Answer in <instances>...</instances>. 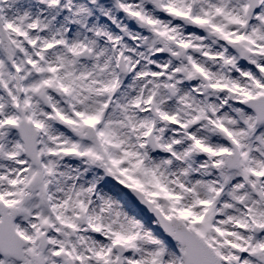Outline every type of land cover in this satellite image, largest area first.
<instances>
[{
    "label": "rangeland",
    "instance_id": "rangeland-1",
    "mask_svg": "<svg viewBox=\"0 0 264 264\" xmlns=\"http://www.w3.org/2000/svg\"><path fill=\"white\" fill-rule=\"evenodd\" d=\"M77 1L71 3L66 0H27L31 10L42 13L43 17L53 11L56 15L61 13L62 17H65V23L61 18V34L52 38L55 41H46V44L55 45L54 50H62L63 54L54 56L55 60L51 66L48 65L44 74L32 73V66L26 64L28 58L25 55H21L15 64H11L6 46L4 49L0 48L2 82L6 86L4 91L0 84V195L5 202H17L15 206H20L22 211L18 213V219L16 218L19 225L23 226L22 220L31 214H36L40 220L46 219L48 211L39 205L44 191L49 195L56 193L54 210L57 212L56 204L62 208L58 215L64 216L63 220L69 226L78 228L76 216L79 214V208L87 206L97 211V214L94 212L91 216L94 220L92 225L108 227L114 234L101 240V244L95 243L93 240L100 237L95 235L92 228L86 227L89 221L86 216L83 230L78 229L76 232L66 227L58 230L57 236H46L44 241H39L36 245L27 243L22 258H15L0 251V264H36L39 259L41 264H67L68 255L84 259L86 264H184L180 251L183 247L177 242L171 245L162 240L161 231H152L120 189L122 186H132L140 191L144 198L158 206L164 215L174 218L178 216L182 222L186 220L189 225L184 222L189 228L192 227L191 229L198 232L223 256L222 264H263L255 258H247L244 253L249 249L259 250L264 245V229L257 231L253 236L249 227L248 233L245 234L243 229L238 228V224L243 221L244 225L247 223L241 205L250 206L256 215L253 218L264 222V198L253 195L254 191L258 194L264 192V161L261 156L264 154V120L256 121L253 113L240 105L250 94L264 93V43L259 35L257 38L245 32L244 27L236 28V23L245 20L240 14V8L247 7V10L255 11L252 18L254 21H251L250 25L264 26V0H254V7L249 0L235 1V4L231 2L232 9H227L226 4L218 2L220 0L211 3L209 7L199 5L201 10H213L214 15H201L197 18L200 23L194 21V24H187L188 17L178 11L179 5H173L167 0H145L149 1L147 9L131 5L130 0ZM178 1L185 5L181 9L184 11L186 5L193 0ZM156 2L162 3L155 5ZM78 6L80 15L77 18L75 7ZM67 7H71L72 15ZM171 7L174 10H169ZM63 9L68 12L66 15ZM176 16L183 19H176ZM43 17L41 19L44 21ZM69 19L71 21L68 24ZM33 23L30 27H33ZM201 23L206 24L208 28L199 34ZM37 24L39 25L38 22L35 25ZM134 25L137 31L130 29V26ZM41 26L44 30L47 28L44 22ZM50 29L58 32L53 24ZM110 29L117 32V40L124 39L123 45L119 41V46L122 45L125 51L124 69L118 63L121 55L113 64L107 43L102 41L103 32ZM74 30L80 36L81 42L82 37L91 34L96 44L70 50ZM185 33L191 34V40H187ZM37 36L40 35L37 33ZM193 36L205 41L206 45L198 49V41L193 40ZM145 38H148V41L145 42ZM234 42L246 48L247 61L241 59L238 52L231 48ZM165 45L172 53L164 49ZM105 46L107 52L103 49ZM192 47L197 49L196 56L199 59L202 58L201 53H206L208 58L214 60L216 68L209 74L205 72L201 78L199 75L197 78H191L186 94L175 97L169 89V86H174L170 81V68L174 67L181 73L179 81L181 78L188 79L195 64L185 66L184 63L180 64L182 61L177 63V60L183 52L191 50ZM66 49L70 51L67 52ZM85 50L89 53L88 56L76 57V54L81 55ZM105 54L112 74L107 80L96 82L95 88H98L101 95L94 97L91 92L95 76L90 70L95 62L104 59ZM39 57L37 54L36 58ZM226 63L230 66L231 78L223 82L213 78L210 83L209 78L218 75V71L222 70V65ZM74 64L83 69L85 66L91 67L88 70L75 69ZM133 66L140 68L136 71ZM14 74L18 75L22 85L11 88L9 79ZM78 74L83 78V83L77 78ZM123 75L129 77L125 78ZM65 76L68 77V86L60 85L56 81ZM131 76H136L139 80L135 93L128 87V79ZM48 81L53 83L51 89L57 90L52 92L47 88ZM81 84L83 90L79 92ZM30 86L33 87L34 94L29 91ZM60 87L79 91L63 98V91L59 93ZM158 87L161 90L159 96ZM115 90L118 91L114 92ZM122 91H130V97L121 98ZM22 92L23 97L17 99ZM210 92L215 96L217 105L207 100ZM89 100L90 104L87 102ZM159 100L168 107L162 106ZM14 105L20 106L22 115L17 109L15 113L11 111ZM125 105L127 112L120 111ZM153 108L157 111L156 115L153 114ZM190 108L196 109L197 119L193 123L195 129H199L204 136L197 137L188 130L186 132L192 140L187 143V134L180 131L172 133L170 129L182 122L180 119L187 118L183 113L188 112ZM220 108L223 112H220ZM114 110H119L117 120ZM37 111L41 117L37 116ZM210 111L214 115L210 114ZM157 117L166 122L167 137L155 140L158 145L165 147L161 152H155L145 138L150 128L146 131L144 127L150 126ZM19 118L30 120L35 126L36 137L32 140V145H35L37 162L27 156L15 129ZM98 121L99 123L95 124ZM119 122L122 136L116 132V127H113ZM181 125L185 127L183 123ZM89 127L92 136L86 137L85 132ZM54 134L62 136L63 139ZM153 135L155 138V134ZM226 135L232 140L236 137L242 141L238 146L241 154H244L240 161L243 162L241 170H236L239 166L230 168L225 163L227 154L224 152L230 148ZM124 136L129 138V143L123 141L121 137ZM176 137L186 144L183 143L185 146L180 150L177 167H173L174 163L168 166L164 159H167L166 151L174 149ZM68 150L80 152L82 155L70 156L66 153ZM196 151L201 155L197 156L194 153ZM211 155L212 165L208 161ZM96 159L100 164H97ZM60 161L64 164L66 162L69 177L66 187L59 189L57 195V190L46 189L45 185L57 173L55 164ZM159 166L162 167V172ZM246 169L261 174V177L248 175ZM233 170L234 173L227 178ZM205 175L215 184L205 180ZM37 179L39 182H34ZM72 180L77 181L79 186L77 194L68 193ZM211 189H214L213 196L210 194ZM220 189H223L222 192ZM211 199L214 204L210 210L208 207H197L194 204L198 200L205 205L206 202L210 203ZM59 201L66 202L67 210ZM191 205L196 206L194 212H191ZM107 211L110 215L108 220H105ZM214 212L222 216L216 218ZM198 214L202 217L203 224L198 225L195 222V215ZM50 219V225L56 222L53 215H50ZM57 219L59 221V217ZM213 225L214 230L207 228ZM43 231L30 227L25 234L32 238L35 232ZM216 231L224 232V240L215 235ZM236 237L242 240H236ZM111 239L118 242L116 246L120 245L121 251L111 247ZM230 240L241 242L240 246L244 248L242 255L225 245L224 241ZM63 247L68 251V255L62 253L54 258L53 253ZM108 258L111 259L110 263L106 262ZM234 259L238 261L235 262Z\"/></svg>",
    "mask_w": 264,
    "mask_h": 264
},
{
    "label": "bare ground",
    "instance_id": "bare-ground-1",
    "mask_svg": "<svg viewBox=\"0 0 264 264\" xmlns=\"http://www.w3.org/2000/svg\"><path fill=\"white\" fill-rule=\"evenodd\" d=\"M61 1H64V0H61ZM70 1L75 3V1H77V0H70ZM167 1L173 5H179L178 11H180L181 13H185L188 17L187 24H194V21H198L197 18L201 15H207L209 17L213 16L214 15L213 10H211V11H209V9L205 10V11L201 10L202 8L199 7V5L203 6V7H209V5L211 3L217 2V0H196V1L193 0L191 3L186 5L185 10L182 11L181 9L185 5H182L181 1H178V0H172L173 2L171 0H167ZM198 1H199V4H198ZM235 1H239V0H220L218 2H220L221 4H226L227 9H229V8L232 9L233 7H232L231 2L233 4H235L234 3ZM130 2H131V5H135L141 9L149 8V1L130 0ZM161 3L162 2H156L155 5H160ZM21 5H22V7H19ZM77 5H78V1H77ZM237 6H238V4H237ZM27 8H28V10H27ZM78 8H79V6L77 8L75 7V17H77V18L80 15ZM169 10H174V9L171 7ZM263 11H264V8H263ZM254 12H255L254 10L250 9V13H249L243 7L240 8V14L245 15L247 18L253 17V14H251V13H254ZM63 13H64V15H66V12L64 10H63ZM48 14H50V15H45L43 17L42 13L33 12L31 10L27 0H3V1L0 0V48L4 49V46H6V49L9 53L10 58H11V64H15V62H17V60H19L21 55H25L28 58V61L26 62V64L32 66V71H33L32 73H36V74L41 75V74H44L46 72L48 65L49 66L52 65L53 61L55 60L54 56H56L58 53L63 54L62 50H60V49L54 50L55 45L54 44L49 45V43L46 44V41L49 39H50V41H55L52 38L56 37V34H58V35L61 34V31L63 28V23H62L61 18H63L64 23H65V17H62L61 13L56 15L55 11H53L52 13H48ZM42 17L44 18V21L41 19ZM32 22H34L32 24L33 27H30V24ZM36 22H38L39 25L37 24L38 27L35 28L34 25L36 24ZM43 22L47 26V28L45 30L41 26V24ZM51 24H53L57 28V31H58L57 33L53 32L50 29ZM207 28H208V26L206 24L201 23V26L199 27V34L202 31H205L204 29H207ZM130 29L133 31H137L135 25L130 26ZM243 30L245 32L253 34L255 37H257V35H259L261 37L260 39L264 43V26L263 25L262 26H258L257 24L247 25L243 28ZM255 31H258L259 34ZM37 33L40 36H37ZM116 34H117V32L113 29H110L108 31H104L102 34V36H103L102 41H104V42L106 41L107 45H109V44L111 45L110 47H108V49L110 50V53H111V57H113V56L117 57L118 54H120L122 50H123V54L125 52L124 49L122 48V45L124 44V39L122 38L120 40H117ZM185 34L188 36L187 40H191V34H189V33H185ZM147 39L148 38L144 39L145 42L148 41ZM71 40L73 42V45L71 46L70 50H75V49L80 48L82 46L83 47L84 46H92V45L96 44L94 37L91 34L86 35L85 38L82 37V42H81L80 36L76 32V30H74V32L72 33ZM193 40L198 41V49L206 45L205 41L198 39L196 36H193ZM119 41L122 42L121 46H119ZM162 42H163V40L161 41V43ZM103 49L106 51V46L103 47ZM70 50L66 49L67 52H69ZM196 50H197L196 48L192 47L191 50L189 49L186 52H183V55L179 58V60H177V63H180V61H182L180 64L184 63L185 66L195 64V66L192 68L194 71L191 73V75L188 77V79L181 78V80L179 81L178 79H180L181 73L177 69H175L174 67L170 68V71L172 72V77L170 78V81H171V84L173 83V85H174L173 91H174L175 97H179V96L183 95V93L186 94L187 88H188V86H190L191 78H193V77L197 78V75H199L201 78L205 72H207L209 74L210 72H213L216 68V65H214V60L208 58L206 56V53H204V54L201 53L202 58L199 59L196 56ZM37 54L40 55V57L38 59L36 58ZM201 66L205 69H203ZM231 66L235 67V65H233V64H231ZM90 67H91L90 65L88 67L85 66V69H83L82 67H77L74 64L75 69L88 70ZM133 67L135 68L136 66H133ZM222 67H223L222 70L218 71V75H216V76L211 75L212 78H209L210 83H212L213 78L221 80L222 82L225 80L228 81V79L231 78V77H229V76H231L230 75V66L226 63V64L222 65ZM91 68H92V70H90L91 74L92 75L94 74V76H95V79L93 81V89H92L91 95L94 97H98L101 95V92L99 93L98 88H95L96 82L99 80L100 81L107 80L109 78V76H111V74H112L111 65L107 61L106 54L104 56V59L101 62H95V64ZM139 68H140V66L138 68H135V70L138 71ZM48 70H50V68H48ZM78 75L79 76L77 78L79 79V81L82 82L83 78L81 77L80 74H78ZM9 76H10V73L7 74V77H9ZM22 77H23V84H24L25 79H24L23 74H22ZM66 78H68V77L67 76H65V78L59 77L56 81H58L60 83V85L68 86V85H66V81L68 80V79L66 80ZM174 79H176V81H174ZM14 80L15 79H11L10 81H14ZM128 80H129L128 87H130L131 92L135 93L137 83L139 82L138 77H136V76L132 77L131 76ZM196 80L202 81L201 79H196ZM48 86L49 87H47V86L46 87L49 88L50 90H52L51 88H53V83L51 81H48ZM10 87L12 88L11 85H10ZM46 87H45V89H47ZM54 90H57V89H54ZM54 90H52V92H54ZM77 90L78 89L72 90L71 88L68 90V89H64L63 87H60L59 93L61 91H63V98H64L69 94H73V92H75V91H76L75 93H78L79 90H80L79 92H82L83 85L81 84V87L79 88L78 91ZM29 91L32 92L33 94L35 93L33 91L32 86H30ZM116 91H118V90H115L114 92H116ZM129 93H130V91L129 92L128 91H124V92L122 91L120 94V97L123 99L130 97ZM160 93H161V90L158 87L157 96L161 95ZM69 97H70V95H69ZM60 98H62V96ZM207 100L212 104H216V102H217L215 96H213V94L211 92L209 93ZM159 101H160L162 106H164L166 108L168 107V105L166 103H163L161 100H159ZM83 102L84 103L86 102V98L83 99ZM87 102L90 104L91 101L89 100ZM72 108H74V107L72 106ZM122 110L124 112H127V106L125 105V107L123 109H120V111H122ZM81 111H83V110H81ZM221 111H222V109L220 108V112ZM114 113L116 115V120H117V113H119V110H114ZM196 113L197 112H196L195 108L188 109V112L183 113V114H186L187 118L186 119H180L182 121L181 123H183L185 125V127L181 128V125H179L177 127L174 126L175 128L171 127L170 131L172 133H179L178 128H180L183 131L189 130L190 133L196 134L197 137H199L201 135V133L199 132V129H195L196 126H195V123H193L197 119ZM210 114L214 115L213 112H211V111H210ZM37 116H40L38 114V111H37ZM162 120L163 119H160L157 117L153 121V123H151L150 126L146 125L144 127V129L146 131L150 128V130L152 132L150 143L153 144L155 142V146H156L155 140H163V139H165V137H167L166 122H162ZM168 126H169V124H168ZM113 127H116V132H118V134L122 136L121 132L119 131V130H121V123L120 122L115 123ZM153 134H155V138H154ZM54 135L60 139H63L62 136H58L57 134H54ZM201 136L203 137L204 135H201ZM121 138L123 139V141H126L129 143L128 137L124 136ZM177 138L178 137H176V141H177ZM190 141H191L190 138L187 137V143H190ZM183 143L186 144V142H183V141L178 142L177 141L174 144V148L178 149L180 151L182 146L184 145ZM29 146H30V148H32L31 145H29ZM158 146H159V148L157 149L158 152H161V150L165 149L164 146L163 147H161L160 145H158ZM129 148L131 149V146ZM132 154L135 155V152H133ZM167 159H164V160H167ZM62 160H64V159H62ZM172 163L177 164L176 162H173V161H172ZM241 163H242V165L239 166L240 168L236 169L237 171L241 170V167L243 166V162H241ZM55 167H56L57 173L55 174V176H53L47 182V188H54L59 193L60 190L64 189L67 185V181H68V177H69V171H68V168L66 166V162L64 164L63 162L60 161L58 164H55ZM159 170L161 172L163 171L161 166H159ZM33 171L35 172V168L33 169ZM233 173H234V170L230 171L229 174L227 175V178L231 177V175ZM54 177H55V179H54ZM58 177H60L62 179H60ZM52 183H53V186H52ZM46 196H48V195H46ZM53 199H54V197H53ZM54 200L48 201L46 203V205L51 210H54V208H55ZM142 205L145 206L146 204H142ZM18 209H19V207H18ZM56 209H57V211H59L62 208L56 204ZM148 209H152V207L149 206ZM109 215H110V213H109V211H107V215L104 216L105 220H108ZM7 218H8V216H5L4 219L2 220V222L5 226H7V222H6ZM20 227L25 228V226H22V225ZM28 229H29V226L26 225V230H28ZM103 236L104 235H101L100 239H94L93 241H95V243L101 244V240L106 239ZM6 238L8 239L7 235H6ZM208 261H210V260L208 259ZM235 262H236V260H235Z\"/></svg>",
    "mask_w": 264,
    "mask_h": 264
}]
</instances>
